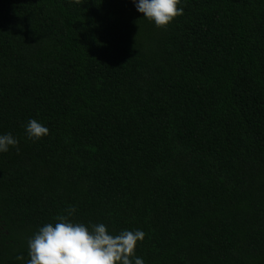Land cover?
<instances>
[{
    "label": "trees",
    "instance_id": "1",
    "mask_svg": "<svg viewBox=\"0 0 264 264\" xmlns=\"http://www.w3.org/2000/svg\"><path fill=\"white\" fill-rule=\"evenodd\" d=\"M179 6L0 0V264L69 206L145 264H264V0Z\"/></svg>",
    "mask_w": 264,
    "mask_h": 264
},
{
    "label": "clouds",
    "instance_id": "2",
    "mask_svg": "<svg viewBox=\"0 0 264 264\" xmlns=\"http://www.w3.org/2000/svg\"><path fill=\"white\" fill-rule=\"evenodd\" d=\"M143 19L157 27H166L183 14L181 0H131ZM28 139L39 140L49 135V129L36 119L25 125ZM19 140L12 133L0 134V153L18 149ZM52 223H45L27 240V258L16 257L23 264H145L135 255L138 242L145 233L140 230H121L112 234L103 223L74 222V206L65 209Z\"/></svg>",
    "mask_w": 264,
    "mask_h": 264
}]
</instances>
